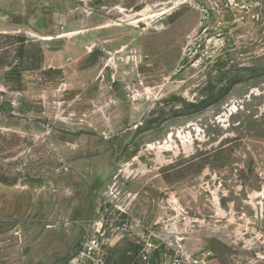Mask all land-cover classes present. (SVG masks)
<instances>
[{"label":"rangeland","instance_id":"obj_1","mask_svg":"<svg viewBox=\"0 0 264 264\" xmlns=\"http://www.w3.org/2000/svg\"><path fill=\"white\" fill-rule=\"evenodd\" d=\"M197 2L0 0V264H264V5Z\"/></svg>","mask_w":264,"mask_h":264},{"label":"built area","instance_id":"obj_2","mask_svg":"<svg viewBox=\"0 0 264 264\" xmlns=\"http://www.w3.org/2000/svg\"><path fill=\"white\" fill-rule=\"evenodd\" d=\"M197 5L203 15L213 6L264 5V0H198ZM256 18L259 19L258 13ZM264 23V19H263ZM66 264H107L102 240L96 235L84 236Z\"/></svg>","mask_w":264,"mask_h":264}]
</instances>
